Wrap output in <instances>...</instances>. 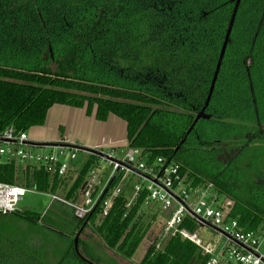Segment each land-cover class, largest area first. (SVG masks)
Masks as SVG:
<instances>
[{
  "label": "trees",
  "instance_id": "16d2710c",
  "mask_svg": "<svg viewBox=\"0 0 264 264\" xmlns=\"http://www.w3.org/2000/svg\"><path fill=\"white\" fill-rule=\"evenodd\" d=\"M234 5L235 0H0V130L39 127L54 105L85 108L102 122L116 116L126 124L128 147L149 160L176 162L193 187L212 183L233 202L230 215L242 229H264V0L240 1L205 117L192 127L207 100ZM95 160L89 157L76 171L66 199L76 197ZM2 170V181L36 191L55 193L66 186L64 178L35 168L16 170L11 163ZM142 203L127 208L121 195L105 217L98 216L97 205L81 232L92 223L107 247L131 257L147 230L140 221ZM60 206L50 216L15 215L75 234L84 221L75 222L72 209ZM186 224L190 231L196 226L193 220ZM40 231L37 238L33 232L26 240L13 238L49 258L50 231ZM67 242L58 244L64 249L59 264L78 260L73 239ZM83 245L78 238V249ZM208 258L175 234L161 247L147 245L139 264H206Z\"/></svg>",
  "mask_w": 264,
  "mask_h": 264
},
{
  "label": "built area",
  "instance_id": "2783aa9c",
  "mask_svg": "<svg viewBox=\"0 0 264 264\" xmlns=\"http://www.w3.org/2000/svg\"><path fill=\"white\" fill-rule=\"evenodd\" d=\"M42 147H48L50 151L42 152ZM79 152L85 153L87 159L92 156L96 160H107L110 172L106 177L98 176V172L93 170L95 160L88 167L75 198L66 199L50 192L53 202L72 209L75 222H83L98 201L99 217H105L121 195L126 198L127 208L139 199L143 203L151 201L161 209L169 210L160 240L178 234L196 244L203 255L209 256L206 264H264V229H242L230 215L233 202L222 197L212 183L193 187L176 162L164 157L149 160L138 148L87 150L62 141L40 144L29 139L25 131L10 125L0 130V176L2 167L13 163L16 170L18 167H30L66 180ZM79 168H76L74 176ZM130 178L137 181L132 186L131 198H128L125 183ZM31 190L43 193L0 179V215L15 214L19 210L18 203ZM78 198L82 200L81 204L75 202ZM189 220L210 227L219 239L213 244L204 245L195 233L186 229ZM220 240L223 241L221 246ZM156 247L159 246L156 244Z\"/></svg>",
  "mask_w": 264,
  "mask_h": 264
},
{
  "label": "rangeland",
  "instance_id": "374dc122",
  "mask_svg": "<svg viewBox=\"0 0 264 264\" xmlns=\"http://www.w3.org/2000/svg\"><path fill=\"white\" fill-rule=\"evenodd\" d=\"M56 106V105H54ZM62 106V105H57ZM64 106V105H63ZM53 107V106H52ZM65 110H78L75 107H65ZM49 112V111H48ZM74 117H78V114H75ZM119 122L122 123V120L115 117ZM100 123V122H99ZM79 126H74L72 124L69 125L68 128H66L65 133H63L62 128H57V126H52V118H50L49 114L47 113V117L45 119V122L43 125L39 127H33L29 129L26 133L29 137V139H32L34 141H46L47 136L49 134H79L78 133ZM80 129H82L80 127ZM83 134V132L81 133ZM36 137V140L35 138ZM99 148H111L110 146H101L96 147L95 149ZM123 148V147H121ZM42 152L44 151H50L48 147H42L40 148ZM84 158H86V154L83 152H79L74 162L71 164L70 173L69 175L74 176L75 170L78 167H81L84 163ZM94 171L98 172V176L106 177L108 173L110 172V166L108 164L107 160H103L98 158L96 160V164H94ZM137 181L136 178H130V180L126 181L125 183V195L128 198H131V192H132V186ZM66 186L64 189H62V192L57 191L56 195L59 197H64V191L66 190ZM77 204H81L82 200L78 198V200L75 201ZM61 204L58 202H53L50 196V192H43L42 194H38V192H33L31 190L30 192H27L25 196L22 198V200L18 203L17 208L21 212L28 211V214L33 213H39L41 214V217L43 213L46 212L47 215H51L52 212L58 211L56 208L60 206ZM61 207V206H60ZM139 214L141 215L140 221L141 224L145 227H147L146 233L143 236V239L137 246L136 251L133 253L131 257H125L119 253H117L114 249L107 247L102 240L97 236V234L92 231V223H90L84 233L82 234L81 238L85 245L89 246L91 249L90 253H87L86 256H88L89 260H93L92 262L98 263V264H139V259L142 257L144 253V249L147 245H149L152 241L157 244V246L161 247L163 244V241L167 238H163L164 234V225L166 221L169 218V210H163L159 207L157 203L146 201L142 203ZM7 217H3L0 221V237L2 240L8 239L12 240L13 236H21V239H29L28 236L33 234L36 236L34 238H37L38 233L37 231L40 229L48 230L47 238L49 241V248H51V253L49 255V259L54 260L55 262L59 261L62 257L64 249L61 247L59 250V243L63 240L66 243H68L69 238H73L74 234L71 232V230H67L61 227H50L46 225V222L43 220H39L38 222H31L27 219H22L20 217H17L15 214H8ZM61 214H58V217H54L55 219L60 218ZM64 217V216H63ZM67 220H70L71 224H75L74 220H72L71 216H67ZM22 231V232H21ZM40 231V232H41ZM78 231V230H77ZM75 232V234L77 233ZM15 232H21L18 234H14ZM192 233H195L196 236L202 241L204 245L207 243H215L219 236L218 234L201 224H196L194 230ZM68 235V237H67ZM53 237V238H51ZM39 239V238H38ZM223 243L222 240H220V246ZM90 260V261H91Z\"/></svg>",
  "mask_w": 264,
  "mask_h": 264
},
{
  "label": "crops",
  "instance_id": "0c3cea01",
  "mask_svg": "<svg viewBox=\"0 0 264 264\" xmlns=\"http://www.w3.org/2000/svg\"><path fill=\"white\" fill-rule=\"evenodd\" d=\"M65 107L67 106L56 105L49 109L48 114L50 118H52V126L62 128L63 133H65L66 128H68L70 124L79 126V134H49L46 141L35 142L40 144H54L62 141L68 145L78 146L87 150H92L101 146H110L111 148L121 151L128 147L125 122H119L113 115L109 116L106 121H98L95 119L94 113L88 115L85 108H76L78 110H65ZM75 114H78V117H74ZM80 127L82 129H80ZM82 132L83 134H81ZM34 138L36 140V137ZM87 157L88 156L86 155L84 161L87 160ZM74 179L75 176L69 175V177L65 180L67 189L70 187ZM64 187L65 186H63V188Z\"/></svg>",
  "mask_w": 264,
  "mask_h": 264
},
{
  "label": "flooded vegetation",
  "instance_id": "af4514ba",
  "mask_svg": "<svg viewBox=\"0 0 264 264\" xmlns=\"http://www.w3.org/2000/svg\"><path fill=\"white\" fill-rule=\"evenodd\" d=\"M83 233L84 231L80 233L79 235L80 239H82L81 236ZM31 246H34V245L33 244L29 245L25 242L17 241V239L15 238L7 242H4L3 240H1L0 241V264H59L58 261L55 262L54 260H51L49 258H44L43 255L40 253L39 249L32 248ZM80 251L81 252L84 251V252L81 253ZM90 252H91V249L89 248V246L87 245L81 246L79 253L84 259L78 256V254L75 252L80 263L78 260L71 259L70 262L67 264H90V263L96 264L90 261L88 259L89 257L86 256L87 253H90ZM85 259L88 260L90 263L86 261Z\"/></svg>",
  "mask_w": 264,
  "mask_h": 264
},
{
  "label": "water",
  "instance_id": "95a60500",
  "mask_svg": "<svg viewBox=\"0 0 264 264\" xmlns=\"http://www.w3.org/2000/svg\"><path fill=\"white\" fill-rule=\"evenodd\" d=\"M240 1L241 0H235V5H234V8H233V12H232V15H231V18H230V21H229V25H228V28L226 30V34H225V37H224V41L222 43V46H221V49H220V53H219V57H218V61H217V64H216V68H215V72H214V75H213V78H212V82H211V85H210V89H209V94L207 96V100L205 102V105L204 107L202 108V110L199 112V114L197 115L196 119L194 120L193 124H192V127L194 126V124L196 123V121L201 118V117H205V114H204V110L205 108L207 107L208 105V102L210 100V97H211V94H212V91H213V88H214V85H215V81L217 79V76H218V73H219V70H220V66H221V63H222V60H223V56H224V53H225V50H226V47H227V44L230 40V34H231V31H232V27H233V24H234V21H235V17H236V13H237V10H238V7H239V4H240ZM84 187V186H83ZM82 187V188H83ZM99 201L95 204L94 208L91 210V212L89 213V215L87 216V218L84 220V222L81 224L79 230L77 231V233L75 234L74 238H73V246H74V250L75 252L78 254V256H80L81 258H83L81 256V254L79 253V249H78V238H79V235L82 231V229L84 228V226L88 223L89 221V217L92 215V213L94 212V209L96 208V206L98 205ZM21 211L20 210H16L15 214H20ZM84 259V258H83ZM86 260V259H85ZM88 261V260H86ZM89 262V261H88ZM90 263V262H89ZM90 264H93V263H90Z\"/></svg>",
  "mask_w": 264,
  "mask_h": 264
}]
</instances>
